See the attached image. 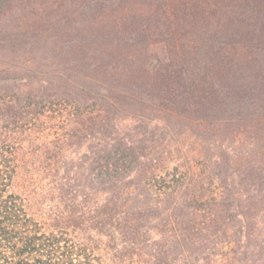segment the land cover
I'll list each match as a JSON object with an SVG mask.
<instances>
[{"label":"trees","instance_id":"1","mask_svg":"<svg viewBox=\"0 0 264 264\" xmlns=\"http://www.w3.org/2000/svg\"><path fill=\"white\" fill-rule=\"evenodd\" d=\"M10 5L21 11L0 24V45L58 48L47 99L74 106L65 140L95 139L106 197L38 219L26 132L0 131V264H108L110 252L135 264L127 249L146 242L147 218L126 212V179L168 211L150 227L152 264H264V131H243L264 124V0H0V12ZM137 116L166 130L155 154L109 146L110 123ZM179 125L208 127L214 156L186 148ZM251 163L261 183L246 190L237 167Z\"/></svg>","mask_w":264,"mask_h":264},{"label":"rangeland","instance_id":"2","mask_svg":"<svg viewBox=\"0 0 264 264\" xmlns=\"http://www.w3.org/2000/svg\"><path fill=\"white\" fill-rule=\"evenodd\" d=\"M20 11V7L10 5L9 10L0 12V24L11 25V18ZM60 54L58 48L52 49L42 42L19 48L0 45V131L26 132L23 136L27 151L23 161V183L28 185V194L32 195L31 211L38 219L45 221H51L50 217L58 211L70 209L88 214L97 197H106L105 186L97 182L94 173L92 150L96 145L95 139L90 138L80 145L73 138L65 140L66 131H74L79 126L74 119V106L64 107L62 101L49 102L47 99V78L51 77V70L59 64ZM159 120L154 116H137L110 123L108 131H112L113 139L109 146L137 148L136 153L140 157L149 152L155 154L154 147L161 141L159 137L163 131H166L160 127L162 123ZM247 127L243 131H258L255 134L264 131V124ZM177 131H185L179 137L186 148H201L200 155L208 160L214 156L207 138L198 132L209 131L208 127L179 125L173 132L175 137ZM199 139L203 144L198 145ZM237 168V177L244 189L250 190L261 183L252 163L247 171L244 170V175L240 173L244 167ZM127 180L133 183L131 187L126 188L121 183L116 188L118 191L122 188L119 193L127 203L126 212L147 218L141 223V232L147 235L146 242L138 244L135 249L128 248L127 252L135 264H152L154 250L150 245L156 239V234L150 227L156 220L166 217L168 211L165 205L159 204V200L147 196L135 182ZM103 257L108 264H120L112 252Z\"/></svg>","mask_w":264,"mask_h":264}]
</instances>
